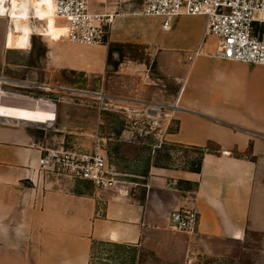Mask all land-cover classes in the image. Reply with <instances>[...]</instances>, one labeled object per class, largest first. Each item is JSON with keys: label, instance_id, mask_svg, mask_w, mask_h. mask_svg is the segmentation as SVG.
I'll return each mask as SVG.
<instances>
[{"label": "crops", "instance_id": "obj_1", "mask_svg": "<svg viewBox=\"0 0 264 264\" xmlns=\"http://www.w3.org/2000/svg\"><path fill=\"white\" fill-rule=\"evenodd\" d=\"M144 1L104 5L98 14L110 17L106 43L102 54L86 56L53 53L45 28L33 33L28 26L21 27L29 18L0 15L12 19L16 34L10 45L9 33L0 43V80L11 67L27 69L26 79L19 73L22 78L16 81L27 84L34 96L14 99L30 101L34 107L44 103L56 116L42 126L0 125V264H91L94 244L140 247L154 236L153 229L160 232L157 237L169 232L172 214L183 207H193L199 216L190 241L196 254L208 256L214 246L243 242L251 227L264 233L258 226L264 216V170L257 160L264 155V120H260L264 88L248 85L253 84L251 72L264 75V66L219 60L211 41L195 56L206 19L182 16L166 32L163 19L143 15ZM35 8L28 0L25 14L42 17ZM41 19L39 26L48 22ZM109 49L148 54L142 61L113 52L109 60ZM20 52L21 59L12 60ZM86 72L106 73L104 92L109 102L125 110L177 103L172 122L167 123L172 126L168 142L203 152L201 171L152 166L146 183L134 194L128 186L98 192L89 182L39 172L46 150H71L68 144L79 142L67 137L72 134L67 130L71 116L65 106L73 102L66 95L85 92L68 87L66 81L69 73ZM60 93L66 97L52 99ZM40 115L37 111L36 117ZM50 115L45 113L43 121ZM254 206L256 222L251 218Z\"/></svg>", "mask_w": 264, "mask_h": 264}, {"label": "rangeland", "instance_id": "obj_2", "mask_svg": "<svg viewBox=\"0 0 264 264\" xmlns=\"http://www.w3.org/2000/svg\"><path fill=\"white\" fill-rule=\"evenodd\" d=\"M30 1L32 6L36 7L35 9H39L42 12V5L36 4L39 0ZM119 1L92 0L89 5L90 12L101 13L105 7L104 5L113 2L120 3ZM122 2L123 0H121ZM41 15L51 16L49 10L41 13ZM26 16L19 15L25 21L28 20ZM28 18V21L21 23V27L28 26L33 33H43L45 28L44 35L50 36L49 40L52 43L53 53L84 54L85 56L98 52L102 54L101 46H104L105 42L94 47H75L70 45L66 39V23L61 19L55 18V21H53L47 18L46 21L48 22H43L39 26V16L35 17L33 12H30ZM8 33L10 45L16 35L13 31L12 19L0 17V43L2 38H4L5 42ZM16 43H11V46ZM113 52L121 53L123 57L126 56V60L130 56L131 59L139 60L141 58L142 61L147 59L146 55L148 54L145 51L109 49L107 51L109 60ZM22 53L16 54L17 56L12 60L16 62L21 59ZM1 54L3 55V52H0V56ZM121 60L123 61L124 59ZM108 62L109 65L112 63ZM19 73L26 79L28 70L19 71L11 67L4 73V80H0V125L20 123L46 125L43 121H37L39 118L36 117L38 106L34 107V104L30 103V101H23L34 95H30L31 91L27 84L17 83L18 81L16 80L22 78ZM251 73L254 79L251 78L250 81L253 84L248 83V85L251 87L255 85L256 87L254 86V88H264V75L257 72ZM105 74L91 72L79 74L78 76L67 74L66 85L85 92L79 95L72 93L74 96L66 95L69 98L68 102H73L71 104L72 107L65 106L69 108V115L71 116L70 126L67 130L72 134L67 135V137L73 138V140L69 141L79 138V142L72 143L81 146L80 149H74L71 145L72 143H69L68 147L71 148V151L92 153L98 145L103 144L102 140L106 141L107 149L105 155L107 156L110 169L116 173V189L119 186H128L131 187L132 194L135 193V190L137 192L138 185L146 183L150 168L156 163L162 167L168 169L176 168L177 170L197 167L201 159L200 152L177 146L174 147L168 142L166 135L167 132L171 131L172 126H168L169 124L167 123L168 120L172 122L173 116L171 114L175 110L171 107L164 109L165 116L159 120L158 125H154L153 121L145 114L144 108L125 110L122 105H114V102L110 103L105 93L107 85V82L104 81ZM97 92H100L102 96L98 98L96 96ZM17 96H21L23 100H15L14 98H19ZM66 96L60 93L52 95V99L60 101L61 97ZM76 104L83 105V108L81 106L76 107ZM74 108L80 109L76 110ZM23 113L24 117H19ZM261 117L264 116H260V120H264ZM55 118L56 116L53 114L52 122L55 121ZM26 120L35 122H26ZM257 160L261 170H264V155ZM255 211L254 206L253 211H251V218L254 222H256L257 216ZM263 211L261 210V212ZM258 226L264 227V216H262V219L260 218ZM168 231L162 233L164 236L157 237L160 232L157 229H153L154 236L140 247L127 248L109 244H95L91 254V264H264V233L257 234V232H254V227H251L243 242H224L221 246H214V253H210L211 255L208 254V256L196 254L197 251L191 248L190 241L193 234L169 229Z\"/></svg>", "mask_w": 264, "mask_h": 264}, {"label": "built area", "instance_id": "obj_3", "mask_svg": "<svg viewBox=\"0 0 264 264\" xmlns=\"http://www.w3.org/2000/svg\"><path fill=\"white\" fill-rule=\"evenodd\" d=\"M91 1L52 0L54 18L66 23V39L76 47L106 43L110 17L91 13ZM142 13L163 19L162 30L166 32L182 16L204 17L203 40L195 56L211 41L214 57L219 60L264 66V0H145ZM166 108L153 104L144 109L153 124L158 125ZM171 108L177 110V103ZM102 142L92 154L48 149L39 160L38 170L73 182H89L98 192L115 190L116 173L108 165L106 141ZM198 224L199 216L193 207H183L170 218L171 230L182 233L194 234Z\"/></svg>", "mask_w": 264, "mask_h": 264}, {"label": "bare ground", "instance_id": "obj_4", "mask_svg": "<svg viewBox=\"0 0 264 264\" xmlns=\"http://www.w3.org/2000/svg\"><path fill=\"white\" fill-rule=\"evenodd\" d=\"M27 1L28 0H20V1H18V0H0V15L1 16H7L8 13H10V16L12 17L13 20L22 19L18 15L26 16L25 6H26ZM37 4L42 5V12H46L47 10H49V12L51 14V16L42 15V17H40V18H42L41 20L47 19V18L50 20H55V18H54V5H53L52 0H41ZM26 18L28 19V16H26ZM37 106H38V111H40L42 113V116L41 115L39 116L38 121H43L44 114L50 112V114H51L50 120L43 121V122L46 125L51 123L53 120L52 117H53L54 112L51 109H49L48 106L44 103L38 102ZM19 117H24V113L21 114Z\"/></svg>", "mask_w": 264, "mask_h": 264}, {"label": "trees", "instance_id": "obj_5", "mask_svg": "<svg viewBox=\"0 0 264 264\" xmlns=\"http://www.w3.org/2000/svg\"><path fill=\"white\" fill-rule=\"evenodd\" d=\"M201 153V159H200V161H199V163H198V166L197 167H195V168H189V169H182V170H184V171H190V172H195V173H199L200 171H201V167H202V157H203V155H204V153L203 152H200ZM152 166H155V167H160V168H165V167H162L161 165H158V163H156V165H152ZM176 169V168H175ZM139 199L141 200V202H143L144 201V194H142V192H141V195H139ZM95 245V244H94ZM93 245V246H94Z\"/></svg>", "mask_w": 264, "mask_h": 264}, {"label": "water", "instance_id": "obj_6", "mask_svg": "<svg viewBox=\"0 0 264 264\" xmlns=\"http://www.w3.org/2000/svg\"><path fill=\"white\" fill-rule=\"evenodd\" d=\"M18 1H20V0H18ZM7 4V3H6Z\"/></svg>", "mask_w": 264, "mask_h": 264}]
</instances>
